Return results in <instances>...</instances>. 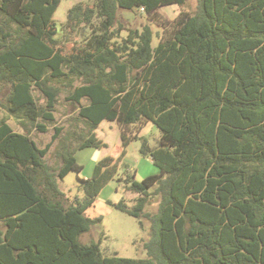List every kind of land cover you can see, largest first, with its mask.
<instances>
[{
	"label": "trees",
	"instance_id": "trees-1",
	"mask_svg": "<svg viewBox=\"0 0 264 264\" xmlns=\"http://www.w3.org/2000/svg\"><path fill=\"white\" fill-rule=\"evenodd\" d=\"M61 2L0 0V264H264V0H199L192 12L187 0H76L59 22ZM171 4L182 8L167 22L159 10ZM122 10L149 23L125 26ZM63 93L78 111L65 136ZM104 120L120 128V155L78 176L72 196L61 182L83 171L79 150L108 146ZM51 125L42 147L32 132ZM134 140L159 172L138 179L120 163ZM116 180L138 196L107 203L153 222L145 257L80 240Z\"/></svg>",
	"mask_w": 264,
	"mask_h": 264
},
{
	"label": "rangeland",
	"instance_id": "rangeland-1",
	"mask_svg": "<svg viewBox=\"0 0 264 264\" xmlns=\"http://www.w3.org/2000/svg\"><path fill=\"white\" fill-rule=\"evenodd\" d=\"M76 0H62L59 8L55 13V18L59 22H63L67 17L68 8L73 5ZM199 5V0H187L185 9L194 11ZM181 5L171 4L160 8V14L163 16L164 20L170 22L181 10ZM119 18L121 22L128 27H142L144 24L149 23L146 14L143 11H138L137 13L131 11H120ZM155 31H160L161 27L157 23H152ZM158 43V38H154V45ZM4 92L8 91L7 87L3 88ZM36 95L40 98L41 102H44L42 95L36 91ZM78 114L77 109L70 102L65 100V93L61 95V101L56 112L57 126H64L65 129L62 136L67 134V131L72 129L69 118L76 116ZM14 129L22 131L15 120H10ZM56 129L51 125L48 132H40L37 129L33 130L32 136L38 141V143L43 147L52 140V136ZM99 138L104 140L108 146L102 148H85L79 150L77 156L81 163L84 164V169L82 172L78 173L72 170L68 175L62 180V188L70 195H82V192L78 189L79 178L90 174L93 170V162H97L99 159L106 155H113L118 157L121 151V131L116 121L104 120L99 125L96 130ZM143 134L148 137L150 144L152 146L157 144V139L160 137V130L155 125H148L144 130ZM59 141H55L53 147L51 148L46 159L50 164H56L58 157L56 154V148ZM141 141L134 140L130 143L127 148V154L124 159L120 162L128 163L133 167H136L142 175H149L152 172H159L158 166L150 165L144 161L143 156L140 152ZM125 170V168H122ZM131 171H134L131 169ZM114 186L117 187L116 190H112ZM137 193L128 190L122 182L112 181L110 186L104 188L101 192L97 203L88 210L90 216L101 215L103 220L101 223L94 225L92 229L82 234L80 240L84 243H88L92 240H99L102 238L103 246L109 248L111 251H117L120 256L123 257H145L146 251L143 248V242L148 240L153 233V222L144 217L145 228H142L138 218L130 215L129 213L119 210L107 203L105 197H110L113 200L119 201L123 198L126 199L128 205L132 206L135 202ZM159 198H153L152 205L149 210L154 213L157 210ZM154 227V229H158Z\"/></svg>",
	"mask_w": 264,
	"mask_h": 264
},
{
	"label": "crops",
	"instance_id": "crops-1",
	"mask_svg": "<svg viewBox=\"0 0 264 264\" xmlns=\"http://www.w3.org/2000/svg\"><path fill=\"white\" fill-rule=\"evenodd\" d=\"M150 125H152V124H150ZM144 159V161L147 163V165L148 164H150V165H153L154 167L156 166L154 163H153V160H152V158L151 157H149V156H146V158H143ZM93 168H94V165H95V162H93ZM130 168L132 169V170H134V171H132V172H134V173H136V177L138 178V179H143L144 177H146V176H148V175H142L141 173H140V171L136 168V167H133L132 165H130ZM92 172H93V170L91 171V173L90 174H87V175H85L84 177L85 178H87V177H89L91 174H92ZM154 173H157V171H155V172H152V173H150L149 175H151V174H154ZM111 184V183H110ZM110 184L108 185V186H110ZM107 186V187H108ZM116 190L117 189V187L116 186H114V188H112V190ZM105 200L107 201V200H112V201H114V202H117L116 200H113V199H111L110 197H105ZM96 203H97V201H96ZM95 203V204H96Z\"/></svg>",
	"mask_w": 264,
	"mask_h": 264
}]
</instances>
